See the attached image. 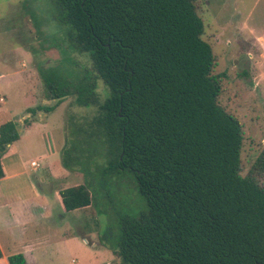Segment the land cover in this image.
Listing matches in <instances>:
<instances>
[{
  "label": "trees",
  "instance_id": "trees-1",
  "mask_svg": "<svg viewBox=\"0 0 264 264\" xmlns=\"http://www.w3.org/2000/svg\"><path fill=\"white\" fill-rule=\"evenodd\" d=\"M55 4L68 45L88 56L77 81L41 71L57 101L47 111L69 98L90 110L66 124L62 164L84 183L59 192L64 212L94 207L96 178L129 174L146 209L120 221L121 264H264V149L244 174L243 125L223 103L228 74L216 73L198 0ZM20 138L14 121L0 127V180ZM8 263L28 264L23 253Z\"/></svg>",
  "mask_w": 264,
  "mask_h": 264
},
{
  "label": "rangeland",
  "instance_id": "rangeland-1",
  "mask_svg": "<svg viewBox=\"0 0 264 264\" xmlns=\"http://www.w3.org/2000/svg\"><path fill=\"white\" fill-rule=\"evenodd\" d=\"M198 2V14L205 25L203 40L213 47L218 59L216 73L228 74L223 103L243 125L241 157L246 174L264 149V82L260 79L257 84L261 59L256 57L252 44L243 40L247 36L240 26L257 0ZM68 30L69 26L60 21L55 0H0V125L15 119L20 126H26L31 120L27 112L23 113L27 107L41 108L57 103L48 100L41 71L60 68L71 80H78L88 66V56L73 52L67 42ZM99 90L106 99L108 89L103 83ZM72 103L73 98H69L60 104L54 122L46 130L54 135L57 155L39 159L47 150L41 133L26 134L4 155L8 171L17 165L16 155H20L23 162L28 161L25 163L28 175L24 179H29L30 174L46 176L45 185L37 189L38 201L44 200L48 211L25 222L19 232L13 228L9 217L18 205L10 199L7 216L0 213V249L8 257L28 253L29 264H121L111 248L116 245L120 221L127 216L138 217L145 211L146 203L130 182L129 174L112 176L111 182L101 176L92 186L95 199L92 209L64 212L59 192L84 183V177L62 164V158L66 157L62 124L68 125L71 114L90 111L85 108L81 111ZM32 160L41 166L39 172L31 166ZM14 183L13 180L3 183L5 196L11 192L22 198L31 196L27 183L22 180ZM14 188L18 190L11 191ZM0 264L7 262L0 257Z\"/></svg>",
  "mask_w": 264,
  "mask_h": 264
},
{
  "label": "crops",
  "instance_id": "crops-1",
  "mask_svg": "<svg viewBox=\"0 0 264 264\" xmlns=\"http://www.w3.org/2000/svg\"><path fill=\"white\" fill-rule=\"evenodd\" d=\"M240 26L242 30L241 32L245 33L247 36L243 40L245 42H250V44H252L253 48H255L257 51L256 57L259 60L261 59V64L259 63L260 77H258L257 79V84L258 81H260V79L261 81L264 82V0H257L256 5L252 9V11L249 12L243 23L240 24ZM238 32L240 33V30ZM238 36L241 37V33ZM56 104L50 105L48 107H45L46 105H44V107L41 108L35 105L31 107H27L23 113L27 112V116L31 118V120L27 122L26 126L24 125L20 126L19 123L15 121V119L12 120L18 124V128L21 134V138L17 142H20L22 138L26 136V134L40 135L41 133V135L44 136L47 142V147H46L47 150H45L43 154L39 155V159L41 158L42 160L58 154L54 135L51 132L48 133L46 131L47 128L50 126V124L54 122L53 121L54 115L60 110L59 108L60 105L54 110L47 111L46 109L53 108L54 106H56ZM2 125L3 124H1L0 127ZM62 125H63L62 127L64 128V135L66 137V125L65 123H63ZM13 147L14 145L12 146V148ZM16 156H17L16 159L17 161L15 164L17 165L14 166L10 171L7 170L4 162L6 177L3 180H0V213L4 212L5 215L7 216L6 212H7V206L9 205L8 202L11 201L10 199H14L18 207L16 206L17 207L16 211H14L9 217H11L12 222L14 223L13 228L21 232L22 227L25 225V222L32 220L33 218L37 219L38 217H40V215L43 216L48 211V207L44 203V200L42 202L38 201L40 195L38 192L39 190L37 189V187H39L40 185H45L47 179L46 176L43 177V175H39L38 177H36L35 175H31V174L28 176L29 179H24L25 176L28 175V173L25 170V163H28V161L23 162L20 155H16ZM34 162L37 163L38 166L34 167L32 165V163ZM31 166L34 168L35 172H39V170L41 169V166L36 160L31 161ZM12 180L15 183H19L20 180L27 183L28 190L29 192H31V196L22 198L21 195L13 194L14 192H11L10 194H6L5 196L4 195L5 188L3 183H7ZM14 190H18V188H14L11 191ZM60 202H61V198H60ZM23 217L25 218L26 221L23 219ZM29 248L30 247H27L26 250L27 252L29 251L30 253ZM1 253H2V260H5L7 264H9L8 256H5L2 250ZM25 253H24L25 258L27 260V263L29 264V258L27 256L28 253L26 254Z\"/></svg>",
  "mask_w": 264,
  "mask_h": 264
},
{
  "label": "built area",
  "instance_id": "built-area-1",
  "mask_svg": "<svg viewBox=\"0 0 264 264\" xmlns=\"http://www.w3.org/2000/svg\"><path fill=\"white\" fill-rule=\"evenodd\" d=\"M32 165H33L34 167L38 166V164H37V163H35V162H34V163H32Z\"/></svg>",
  "mask_w": 264,
  "mask_h": 264
}]
</instances>
